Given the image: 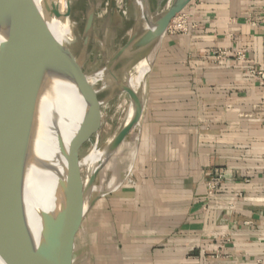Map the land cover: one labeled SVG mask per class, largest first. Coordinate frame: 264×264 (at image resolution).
<instances>
[{
  "label": "crops",
  "instance_id": "crops-1",
  "mask_svg": "<svg viewBox=\"0 0 264 264\" xmlns=\"http://www.w3.org/2000/svg\"><path fill=\"white\" fill-rule=\"evenodd\" d=\"M182 13L193 28L153 48L133 181L81 226L71 264H264V85L250 73L264 70V0Z\"/></svg>",
  "mask_w": 264,
  "mask_h": 264
},
{
  "label": "water",
  "instance_id": "water-1",
  "mask_svg": "<svg viewBox=\"0 0 264 264\" xmlns=\"http://www.w3.org/2000/svg\"><path fill=\"white\" fill-rule=\"evenodd\" d=\"M147 9L150 14L148 0ZM162 1L158 2L161 3ZM191 0H172L166 9L156 13L154 28L133 34L116 54L106 61L103 72L131 47L149 49L165 36L170 22L180 14ZM139 10L141 24L143 11ZM70 10L66 11L65 18ZM151 15V14H150ZM33 0H0V263L1 264H71L74 238L80 230L83 218L78 217V201L85 193L79 181L77 160V129L66 139H60L62 172L56 180L58 204L54 211L40 210L38 226L30 229L26 212V183L28 170L33 162L35 144V108L40 84V25ZM92 11L87 14L84 38H89L93 26ZM148 52V53H149ZM59 54L65 62V75L70 89L83 99L84 106H94L96 91L90 86L81 64L68 53L64 45ZM108 69V70H107ZM147 76V75H146ZM146 83V79H145ZM122 92L134 98V94L121 86ZM135 120H140L144 109L138 103ZM90 115V118H92ZM133 123L116 135V148L129 134ZM139 126V125H138ZM100 171L89 178V185ZM88 210V209H87ZM87 212V211H86ZM26 233L34 242L36 253L24 252L19 235Z\"/></svg>",
  "mask_w": 264,
  "mask_h": 264
},
{
  "label": "rangeland",
  "instance_id": "rangeland-1",
  "mask_svg": "<svg viewBox=\"0 0 264 264\" xmlns=\"http://www.w3.org/2000/svg\"><path fill=\"white\" fill-rule=\"evenodd\" d=\"M169 2L170 0H162L158 5L154 0H148L150 14L156 16V13L164 11ZM136 9L133 0H77L67 15L68 23L74 25V38L67 45L70 51L72 50V55L81 64L90 86L97 93L95 105L84 106L83 112L74 120L73 128L74 131L77 129L78 135L79 181L84 178L87 160L102 151L109 138L122 129L128 101L126 95L119 89L129 71L147 55L150 49L140 50L138 46H133L113 62L109 73L102 71L105 68V61H109L126 44L128 38L134 33L141 34L142 20L139 10ZM90 11L93 13L94 26L88 33L89 38H84L85 22ZM100 50L103 51L100 52ZM136 132V130L129 132L116 148L113 156L96 175L82 227L88 225L90 216L92 226L96 227L99 218L102 221L103 208L101 209L100 205L104 202L107 205L108 198L133 181L132 170L129 168L132 165V153L135 150ZM52 197V194L47 195L44 210L51 211Z\"/></svg>",
  "mask_w": 264,
  "mask_h": 264
},
{
  "label": "bare ground",
  "instance_id": "bare-ground-1",
  "mask_svg": "<svg viewBox=\"0 0 264 264\" xmlns=\"http://www.w3.org/2000/svg\"><path fill=\"white\" fill-rule=\"evenodd\" d=\"M76 1L77 0H33L37 9L40 25L42 72L35 108L36 129L33 149L34 155L33 162L30 164L31 169L28 170L25 198L27 219L30 229L33 232L38 226V212L44 210L47 204V195H53L50 203L51 211H54L58 204L55 183L62 172V156L59 151L60 139L62 138L66 143V139L70 137L74 131V120L79 117L80 113L84 110L83 99L80 98L76 91L74 92L70 89V84L65 75L66 65L64 61L61 62L62 59L59 54L60 44L66 47L69 55L72 51H70L67 43L74 38V25L68 23L65 14L67 10L71 11ZM171 1L172 0H170V2ZM133 2L135 8H139L144 14L141 28L143 30L153 29L154 17L148 13L146 0H133ZM82 12L83 11H81V13ZM153 56L152 52L147 53L134 68L130 71L128 70L129 73L127 78L125 76V88L132 92L135 97L131 98L128 93L123 92L127 97L128 103L122 128L133 122L134 125L131 131L138 128L139 120H135L138 104H136L134 99L137 98L138 103L143 104L145 79L149 72ZM119 90L121 91V89ZM89 122L91 123V121ZM93 124L95 125L96 123ZM102 126L103 125H101V127ZM116 135L117 134L111 136L103 150L92 155L86 162L85 175L80 182L81 189L82 191L85 189V193L81 196L77 205L79 219L85 216L88 209L89 197L91 191H93L92 186L89 185V178L95 171L101 170L115 153ZM132 155H134V151ZM130 169L131 167L129 170ZM19 240L21 249L24 252L36 253L34 242L26 233H20Z\"/></svg>",
  "mask_w": 264,
  "mask_h": 264
},
{
  "label": "built area",
  "instance_id": "built-area-1",
  "mask_svg": "<svg viewBox=\"0 0 264 264\" xmlns=\"http://www.w3.org/2000/svg\"><path fill=\"white\" fill-rule=\"evenodd\" d=\"M193 25L189 22V18L187 14L180 13L178 14L168 25L166 33L170 35H179V34H187ZM227 52L224 50L215 51L211 54L212 59L214 62H219L227 56ZM235 57L239 60L243 58V54L240 52H235ZM252 76L258 78L262 85H264V70H251L250 71ZM211 179L207 185V197H212L217 189L219 188L220 182L223 180L224 176L223 173L217 169H214L210 173Z\"/></svg>",
  "mask_w": 264,
  "mask_h": 264
}]
</instances>
